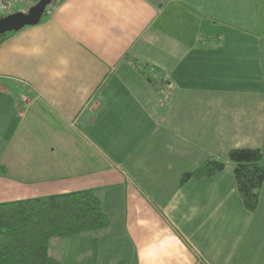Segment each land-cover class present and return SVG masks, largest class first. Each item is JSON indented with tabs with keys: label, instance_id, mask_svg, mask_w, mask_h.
Returning <instances> with one entry per match:
<instances>
[{
	"label": "crops",
	"instance_id": "1",
	"mask_svg": "<svg viewBox=\"0 0 264 264\" xmlns=\"http://www.w3.org/2000/svg\"><path fill=\"white\" fill-rule=\"evenodd\" d=\"M48 10L0 42V203L95 191L110 225L51 239L59 264H264V181L249 212L228 159L264 160V0Z\"/></svg>",
	"mask_w": 264,
	"mask_h": 264
},
{
	"label": "trees",
	"instance_id": "2",
	"mask_svg": "<svg viewBox=\"0 0 264 264\" xmlns=\"http://www.w3.org/2000/svg\"><path fill=\"white\" fill-rule=\"evenodd\" d=\"M7 33L0 36V42ZM237 192L246 210L258 204L264 181L263 152L259 148L229 151ZM224 162L208 158L181 175L180 183L210 177ZM3 173V166L0 165ZM110 221L93 189L0 203V264H59L49 252L50 240L105 230Z\"/></svg>",
	"mask_w": 264,
	"mask_h": 264
},
{
	"label": "water",
	"instance_id": "3",
	"mask_svg": "<svg viewBox=\"0 0 264 264\" xmlns=\"http://www.w3.org/2000/svg\"><path fill=\"white\" fill-rule=\"evenodd\" d=\"M51 0H40L27 14H13L0 20V36L38 23Z\"/></svg>",
	"mask_w": 264,
	"mask_h": 264
},
{
	"label": "rangeland",
	"instance_id": "4",
	"mask_svg": "<svg viewBox=\"0 0 264 264\" xmlns=\"http://www.w3.org/2000/svg\"><path fill=\"white\" fill-rule=\"evenodd\" d=\"M26 1V0H25ZM40 0H34V1H30V2H32L31 3V5H35V4H37L38 2H39ZM58 1L59 0H51V2L47 5V9H49L48 11L50 12L54 7H55V5L58 3ZM20 2V1H19ZM17 7L15 8V11L14 12H16V11H22V10H25V11H28L30 8H29V6L28 5H25V4H22V3H18L17 5H16ZM46 8H45V10H46ZM13 11H8V12H3V13H1L0 14V20L2 19V18H5V17H7L8 15H11L12 13H14ZM44 13H45V11H44ZM43 13V14H44ZM13 15V14H12ZM151 71L153 72V70L151 69ZM176 100H177V98H176Z\"/></svg>",
	"mask_w": 264,
	"mask_h": 264
},
{
	"label": "built area",
	"instance_id": "5",
	"mask_svg": "<svg viewBox=\"0 0 264 264\" xmlns=\"http://www.w3.org/2000/svg\"><path fill=\"white\" fill-rule=\"evenodd\" d=\"M20 0H0V14L3 12L11 11ZM26 1H34V0H26Z\"/></svg>",
	"mask_w": 264,
	"mask_h": 264
}]
</instances>
